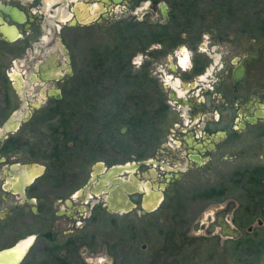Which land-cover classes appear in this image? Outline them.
<instances>
[{
    "label": "flooded vegetation",
    "instance_id": "obj_1",
    "mask_svg": "<svg viewBox=\"0 0 264 264\" xmlns=\"http://www.w3.org/2000/svg\"><path fill=\"white\" fill-rule=\"evenodd\" d=\"M96 1L0 0V264L19 243L24 258L38 243L42 264H71L83 242L93 264L95 227L102 221L106 245L134 209L136 225L168 226L151 264H264V0L166 3L165 21L154 0L146 13L160 20L112 22L124 24L115 47L125 58L93 49L79 73L68 29L109 23L115 5L140 11L143 0ZM139 51L150 58L134 71ZM81 103L90 121L101 110L103 125L73 121ZM79 144L82 173L65 169ZM126 164L134 170L118 169ZM195 174L190 194L179 184Z\"/></svg>",
    "mask_w": 264,
    "mask_h": 264
},
{
    "label": "rangeland",
    "instance_id": "obj_2",
    "mask_svg": "<svg viewBox=\"0 0 264 264\" xmlns=\"http://www.w3.org/2000/svg\"><path fill=\"white\" fill-rule=\"evenodd\" d=\"M181 0H158L156 2V6L158 4L162 3H167L168 5L171 4L173 5L174 3H180ZM97 1L93 0V3L95 4ZM145 5H147L145 7ZM154 5V0H143L140 3V8L141 10L134 11L129 9L128 5L126 3H121L119 5H115L111 11H110V18L112 17V20L108 22H103V23H97V22H92V24L88 27H78L77 30H73V28L68 29V40L69 43H71L72 48L74 53L78 57L79 64L77 66L78 72L80 73L82 70V73L85 72V63L87 60L91 57V51L93 49L98 53L99 50H106L110 49L112 51L113 47L115 46V43L117 41V37L119 35V28L123 27V23H118L116 26L115 24H112V22L119 20L121 17L125 19L126 21H137L139 19L145 20L148 19L150 20L151 18L153 20L159 19V14L156 13H146L149 11ZM113 12L114 15H113ZM137 15H133L132 13H136ZM99 14V13H98ZM98 16V15H97ZM135 17V18H134ZM217 17H212L209 18L208 21H206V25L213 24L215 25ZM101 21V20H100ZM230 25V23H229ZM67 28V27H65ZM146 53L143 51L137 52L136 55H133L132 57V65L133 70L136 71L138 70V63H136L137 60H139V63L144 62L147 58L149 59L150 57L145 55ZM95 59V58H94ZM113 71H111L112 74ZM81 73V74H82ZM101 72H98L97 74H100ZM101 75V74H100ZM72 83H69L68 89L71 88ZM129 89V88H128ZM86 105L85 103H81L78 106V111H81V114H78L77 118L73 119V121H76L78 125H103L104 121V113L100 112L99 113H94L90 116V119L88 120L86 117V114L84 113L86 110ZM71 116V115H70ZM66 120H69L68 115L65 117ZM89 118V117H88ZM121 119H125V121L128 120L129 115L126 114L122 117ZM119 123L121 121H118ZM115 122L116 125L119 123ZM120 125H123L121 123ZM125 147H129L128 150V155L125 160L126 163H133V160L135 159L132 155L136 152L135 149L133 148V144L131 142V137H126L124 140ZM49 141L47 139V145ZM63 140H62V143ZM71 142L68 143V149H67V154L70 155L71 151L69 152V148L71 147ZM132 144V145H131ZM130 145V146H129ZM79 146V147H78ZM77 148H75L74 151L77 153L74 154L73 157H69L70 160L73 158L71 161H67L65 163V169L70 170L71 168H76L78 173H82L83 169L87 170L89 168L88 163H86V156L88 155V150L87 146H82V144H79ZM72 151V153H74ZM96 155H94V160H96ZM197 174V173H196ZM194 175V177L190 176L188 180L185 182L180 183L179 185L185 184L186 187L190 188V194L196 193L200 191V179H198L197 175ZM82 181L79 182V185L81 182H84L86 179V174L85 177H81ZM187 196L189 197V194L182 195L180 194L179 196V202L180 203H185L187 201ZM195 207H193L194 209ZM137 210H133L131 213L125 215L127 218L125 221V227L123 230H118L117 227L113 229L110 227V239L108 244H104L103 240V233H105L102 229V221H100V225L98 227H95L94 231L97 233L98 237L95 241L91 242L90 245H88L91 250L93 251L92 254H90L93 259V264H101L100 261L103 260L104 258H110L114 260L113 264H151V258L155 259H160L161 255L165 254V251L167 249L166 243L164 242V237L163 234L167 233L168 226L167 225H157L156 229L153 230L151 226H145L144 224H138L139 219H141V216H138L136 214ZM156 213H152L149 215L150 217H155ZM104 215L100 214L99 218L103 219ZM109 217V216H108ZM158 217H161L158 215ZM141 222V221H140ZM34 230V229H33ZM10 242V241H9ZM87 242H83L78 246L76 255L74 256V260H72L71 264H84V257L80 255L81 249L83 246H85ZM144 244L147 245V247H144ZM36 243V245L33 247L32 251L23 259L21 264H42L40 262L41 255H43L40 250V245ZM79 250V251H78ZM63 255V254H61ZM85 256V255H83ZM88 256V255H87ZM89 257V256H88ZM64 258L65 255H64ZM68 258V256H67ZM66 258V259H67ZM103 258V259H102Z\"/></svg>",
    "mask_w": 264,
    "mask_h": 264
},
{
    "label": "trees",
    "instance_id": "obj_3",
    "mask_svg": "<svg viewBox=\"0 0 264 264\" xmlns=\"http://www.w3.org/2000/svg\"><path fill=\"white\" fill-rule=\"evenodd\" d=\"M127 51L126 49H120L118 48V46H114L112 51L110 50L109 51V57L110 59H119V58H125L126 57V54H127ZM124 53V54H123ZM84 83H86L85 81H83ZM129 84V83H127ZM129 115V118L127 121H125V124L126 125H134V115L133 114H128Z\"/></svg>",
    "mask_w": 264,
    "mask_h": 264
},
{
    "label": "water",
    "instance_id": "obj_4",
    "mask_svg": "<svg viewBox=\"0 0 264 264\" xmlns=\"http://www.w3.org/2000/svg\"><path fill=\"white\" fill-rule=\"evenodd\" d=\"M114 1L115 2H120L121 0H114ZM161 9H162V14H163V20L165 21L167 19V4L166 3H162L161 4ZM134 168H135L134 164H126V165H121V166L118 167V169L125 170V171H133ZM11 248L12 247H9V249H11ZM26 251L23 253L21 258L16 262V264H20V262L23 260L25 254H26ZM0 252H2V251H0Z\"/></svg>",
    "mask_w": 264,
    "mask_h": 264
},
{
    "label": "bare ground",
    "instance_id": "obj_5",
    "mask_svg": "<svg viewBox=\"0 0 264 264\" xmlns=\"http://www.w3.org/2000/svg\"><path fill=\"white\" fill-rule=\"evenodd\" d=\"M21 248L20 250H18L17 252H12L9 251V264H16V262L21 258V256L23 255V252L26 249V244H24V247L22 246V244L19 243V245Z\"/></svg>",
    "mask_w": 264,
    "mask_h": 264
},
{
    "label": "snow or ice",
    "instance_id": "obj_6",
    "mask_svg": "<svg viewBox=\"0 0 264 264\" xmlns=\"http://www.w3.org/2000/svg\"><path fill=\"white\" fill-rule=\"evenodd\" d=\"M146 6H147V5H145V7H146ZM136 63H139V60H137Z\"/></svg>",
    "mask_w": 264,
    "mask_h": 264
}]
</instances>
